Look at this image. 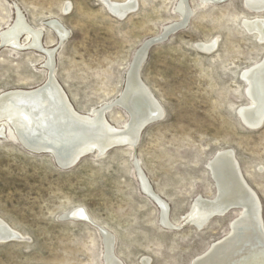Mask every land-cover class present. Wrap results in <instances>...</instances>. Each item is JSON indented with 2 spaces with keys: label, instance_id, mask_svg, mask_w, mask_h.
<instances>
[{
  "label": "rangeland",
  "instance_id": "1",
  "mask_svg": "<svg viewBox=\"0 0 264 264\" xmlns=\"http://www.w3.org/2000/svg\"><path fill=\"white\" fill-rule=\"evenodd\" d=\"M179 1L134 0L135 9L119 18L102 0H0V32L17 8L42 29L41 44L55 53L53 77L75 110L91 115L109 106L105 117L121 128L128 113L112 103L138 49L180 20ZM186 3V24L151 45L140 66L162 114L133 147L92 151L61 167L51 152L24 146L0 122V219L18 236L0 241V264H103L101 230L112 235L123 264H191L228 234L241 211L213 215L202 227L186 220L196 197L216 195L208 163L225 149L258 196L264 226V121L248 128L237 113L250 104L241 74L264 57V38L242 19L264 17V10L252 11L243 0ZM51 19L66 30L63 40L47 25ZM201 43L214 45L207 51ZM44 55L0 46V94L40 86L49 73ZM137 167L167 203L170 225L160 223L159 204L143 190ZM78 207L86 218L63 217Z\"/></svg>",
  "mask_w": 264,
  "mask_h": 264
},
{
  "label": "bare ground",
  "instance_id": "2",
  "mask_svg": "<svg viewBox=\"0 0 264 264\" xmlns=\"http://www.w3.org/2000/svg\"><path fill=\"white\" fill-rule=\"evenodd\" d=\"M202 1L213 2V0ZM109 2L118 15L124 14L126 10L135 9L134 0ZM243 2L252 11L264 10V0H243ZM176 10L181 18L167 25L168 28L183 24L190 13L186 0H180ZM242 23L247 31H254L260 39L264 38V17L243 18ZM47 25L55 31L59 40H63L66 30L56 19L49 20ZM41 33L42 29L32 28L25 22L17 8L12 23L0 32V46L17 50L39 49L46 55V65L49 70L45 81L38 87L13 89L0 94V122L5 121L10 125L20 143L35 150L54 153L58 162L63 165L76 162L92 151L103 154L112 145L122 143L132 147L136 145L145 122L156 119L162 114L160 104L136 75L138 63L144 55L142 49L139 48L136 52L130 70L126 74L125 86L117 99L120 106L128 113L127 122L118 128L105 117L108 107L106 105L94 109L91 115L81 114L75 110L68 96L53 77L52 55L55 53L41 44ZM23 36L27 38L25 43L21 42ZM213 45V43H201L198 47L209 51ZM241 76L246 82V96L250 104L242 106L238 111L246 125L257 127L264 120V57L245 69ZM4 128L3 125L0 126L1 135ZM208 168L215 182L216 195L212 199L196 197L186 220L196 227H202L214 214L223 215L231 206H236L241 211L230 223L228 234L211 244L208 250L196 257L191 264H264L261 203L242 176L233 151L230 149L217 151L209 161ZM137 169L143 190L159 204L160 223L170 225L169 217L167 218V203L154 194L142 171L139 167ZM69 212L76 217H86L84 209L79 207ZM107 232L102 236L103 264H121L110 252L113 238L110 232ZM8 234L11 236L16 233L0 219V238Z\"/></svg>",
  "mask_w": 264,
  "mask_h": 264
},
{
  "label": "water",
  "instance_id": "3",
  "mask_svg": "<svg viewBox=\"0 0 264 264\" xmlns=\"http://www.w3.org/2000/svg\"><path fill=\"white\" fill-rule=\"evenodd\" d=\"M104 3H105V5H106V7H107V9L112 13V14H114L115 16H117V17H119V18H122V17H124L125 15H127L130 11H128V10H126L125 11V13L124 14H122V15H118V14H116L115 12H114V6H112V5H110V0H102ZM216 1H220V0H213V2H216ZM107 2L109 3V4H107ZM186 21H187V19H185V22L183 23V24H181V25H179V26H175L174 28H168V26L167 27H165L164 29H163V31L158 35V36H155V37H153V38H151V39H149L148 41H146L141 47H140V49H142V51H143V56H142V59H141V61L138 63V67H137V77H138V80L140 81V82H142L141 81V78H140V75H139V71H140V66H141V64H142V62H143V60H144V58H145V56H146V53H147V50L149 49V47L151 46V45H153V44H155V43H158V42H161V41H163L169 34H171L172 32H174L175 30H177L179 27H182V26H184L185 24H186ZM127 78V77H126ZM244 80V79H243ZM248 98V97H247ZM112 105H118V106H120V104H119V102H118V100H116L114 103H112ZM109 108V106L107 107V109ZM238 113V116H239V118H240V120H241V122L246 126V127H248V128H257V127H259L261 124H262V122L264 121H262L261 122V124L259 125V126H257V127H250V126H248V125H246L243 121H242V119H241V117H240V114H239V111L237 112ZM153 120H155V119H151V120H147L146 122H145V124L143 125V127L144 126H146L148 123H150V122H152ZM142 127V128H143ZM142 128H141V130H142ZM22 143V142H21ZM23 144V143H22ZM24 146H26V147H28L27 145H25V144H23ZM114 146H116V145H112L111 147H114ZM111 147H109V148H111ZM28 148H30V147H28ZM108 148V149H109ZM30 149H32V148H30ZM32 150H35V149H32ZM53 155H54V157L56 158V161L58 162V159H57V155L55 156V154L54 153H52ZM77 162V161H76ZM76 162H71V163H66V164H61L60 162H58V164L61 166V167H68V166H71L72 164H74V163H76ZM235 208H237L236 206H231V207H229L226 211H224V213H226V212H228V211H230L231 209H235ZM214 215H216V214H214ZM64 218H70V219H76V218H80V217H76L75 215H72L70 212H68V213H66L64 216H63ZM84 218H86V217H84ZM104 230H101V234H102V236H103V232ZM11 234V233H10ZM10 234H8V236H5L4 238H0V241H6V240H10V239H12V238H14V237H18V236H16V234H12L11 236H9ZM110 252H111V254H112V256L113 257H115V259L118 261V262H120L121 264H123L115 255H114V253H113V247L111 248V250H110Z\"/></svg>",
  "mask_w": 264,
  "mask_h": 264
}]
</instances>
